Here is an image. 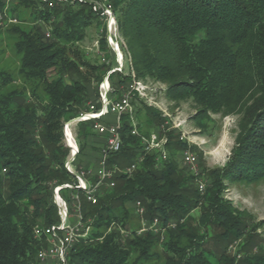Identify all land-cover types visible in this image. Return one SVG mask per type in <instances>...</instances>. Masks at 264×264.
<instances>
[{
	"label": "trees",
	"instance_id": "trees-1",
	"mask_svg": "<svg viewBox=\"0 0 264 264\" xmlns=\"http://www.w3.org/2000/svg\"><path fill=\"white\" fill-rule=\"evenodd\" d=\"M112 2L131 69L110 75V97H122L133 69L139 80L165 84L169 100L193 101L194 119L202 126L212 113L238 115L239 133L225 165L208 171L211 183L204 193L197 176L185 172L176 158L197 147L171 130L166 160L158 150L147 151L131 174L115 172V186L103 185L97 203L77 189L62 188L70 202L71 193H80L83 219L91 227L71 249L69 263L264 264V245L254 228L250 232L247 211L224 194L231 184L264 179V0ZM5 5L0 0V9ZM9 12L18 22L4 29L15 40L20 60L18 70L3 67L0 49V264H39L37 255L48 241L34 229L60 221L54 188L75 182L66 168L70 148L63 125L88 110L89 102L100 108L98 98L90 101L89 86L97 83L99 96V83L115 63L104 35L100 48L109 62H92L78 48L88 27L101 26L88 3L50 6L41 0H11ZM46 25L51 37H46ZM132 103L133 112L121 116L123 145L109 155L111 168L132 164L142 152V135L168 128V118L138 93ZM132 118L139 134L133 133ZM94 122L77 123L78 169L85 141L100 136ZM136 201L146 207L145 219L162 221L163 233H138L142 217L133 207ZM197 208L198 217L192 215ZM242 236L245 255L237 260L229 247Z\"/></svg>",
	"mask_w": 264,
	"mask_h": 264
},
{
	"label": "built area",
	"instance_id": "built-area-1",
	"mask_svg": "<svg viewBox=\"0 0 264 264\" xmlns=\"http://www.w3.org/2000/svg\"><path fill=\"white\" fill-rule=\"evenodd\" d=\"M47 2L50 6L65 5L67 3H88L92 7L93 12L98 16L101 22V29L99 38L105 36L108 42L110 52L114 53L115 65L103 81L99 83L98 90L99 96L97 103L100 104V108L96 107V104L89 102L90 108L80 113L79 116L73 118L64 123L63 134L64 142L70 148V156L66 162V168L75 177V182H67L61 186L54 188L53 200L58 208L60 221L50 226L37 225L34 229L37 237L46 236L48 246L42 249L38 255L37 260L39 264H70L69 253L73 246L80 240L85 238L90 233V225L83 219L82 205L80 193H71L70 202L65 196L62 195V188L77 189L81 191L87 200L92 203H97V193L102 191V186L114 187L115 181L112 179L116 171H122L124 173L131 174L145 159V153L158 150V156L161 160L168 158V152L166 150L167 139L160 136V133L153 131L149 136L142 135V152L138 154L136 159L131 165L120 168L108 165V157L111 153L118 152L122 148L123 140L121 136V116L126 112H133V99L134 94L138 93V96L145 101H150L152 98L149 93V86L146 82L139 80L135 77V72L132 69L133 76L132 82L127 86V89L123 92L120 99L113 100L110 97L112 92V85L110 81V75L117 71L124 70V64L127 56V46L125 40L120 32L118 15L115 10V6L112 0H41ZM11 0H6V5L3 9H0V25L9 23H17L18 18L12 16L9 12ZM45 28L46 37H51V27ZM99 38L94 44L91 51H96L98 58L101 61L106 60V54L100 48ZM89 53V51H88ZM130 57V55H129ZM131 61V57H130ZM113 116V120L108 118ZM133 119V118H132ZM94 120V128L98 135L105 138V142L102 146L97 167L94 169H86L75 166L74 162L80 153V146L77 141L76 133L73 131L74 124L80 121ZM134 134H139L136 121L133 119ZM183 138V137H182ZM179 164L182 168L186 169L190 174L197 176L198 187L201 193L205 192L208 184L207 180H204L201 176V169L199 167L198 155L190 149L183 150L180 154ZM93 177H97L95 182L92 181ZM72 204V205H71ZM72 207V214H71ZM136 212L142 217L141 227L138 229L139 234L152 231L154 233H163L166 227L162 221L158 218L153 220L145 219L144 215L146 207L141 201H136L133 204ZM72 218V220H70ZM175 223H169L168 226H174ZM124 236L130 235V232L122 229ZM35 264V263H30Z\"/></svg>",
	"mask_w": 264,
	"mask_h": 264
},
{
	"label": "rangeland",
	"instance_id": "rangeland-1",
	"mask_svg": "<svg viewBox=\"0 0 264 264\" xmlns=\"http://www.w3.org/2000/svg\"><path fill=\"white\" fill-rule=\"evenodd\" d=\"M27 18H29V16H27ZM1 27L0 49L3 52L1 55L4 57L2 66L18 70L20 57L17 56L13 47L15 40L9 38V34L4 29L5 25H1ZM100 29L101 26L97 24L88 27L87 36L84 41L79 43L78 47L84 50L87 54L86 57L92 62H99L96 51H91V49L99 38ZM110 56V61L113 60L115 63L114 53L110 52ZM130 69V57L127 52L124 70L129 72ZM146 83L150 88L149 93L152 96L147 103L157 108L162 112L163 116L168 118L166 122L168 128L162 126V128H160V136L168 139L167 131L171 130L174 132V136L179 135L185 138L190 146H196L197 148L194 149V152L199 155L201 176L210 184L211 178L208 176V171L223 167L231 155L232 147L235 145L236 136L239 133L240 117L238 115L223 116L221 114L216 115L212 113L210 117H206L205 120H203L205 124L202 126L194 119L197 113V106L193 101L188 100L179 103L171 101L165 95V84L152 80H148ZM89 91L91 94L90 101L97 100L99 97L97 96V83L91 84L89 86ZM76 129L77 124H74L73 131L76 132ZM101 139L102 138L98 136L96 138L94 135L85 141L84 152L77 160L79 167L86 166L84 162L88 160L87 157L90 156L93 151L92 147L94 146H92V144L102 141ZM180 153L181 152L176 155L177 160H179L181 156ZM92 165L90 166L93 168ZM184 171L189 173L186 169H184ZM224 194L235 206L241 210L247 211L250 232H253L254 228V232L260 234V242L264 245V179L256 184H231L225 190ZM192 215L196 217L200 216V209H194ZM70 220H72V218H70ZM245 239L246 236H242L240 239L230 244L229 253L236 256L237 260H241L245 255V251L242 248Z\"/></svg>",
	"mask_w": 264,
	"mask_h": 264
},
{
	"label": "crops",
	"instance_id": "crops-1",
	"mask_svg": "<svg viewBox=\"0 0 264 264\" xmlns=\"http://www.w3.org/2000/svg\"><path fill=\"white\" fill-rule=\"evenodd\" d=\"M110 121H112L113 120V116H110L109 118H108ZM96 138H97V136H95ZM98 137H100V138H102L101 140L102 141H100V142H98V143H95V144H92V146H94V147H92V153L90 154V156H88L87 157V159L88 160H86L85 162H84V164L86 165V167L85 168H87V167H89L90 169L92 168L90 165H92V163H93V168L92 169H94L95 170V168L97 167V161H98V158H99V155H100V152H101V149H102V146H103V144H104V142H105V138L104 137H102V136H98ZM88 165V166H87Z\"/></svg>",
	"mask_w": 264,
	"mask_h": 264
}]
</instances>
